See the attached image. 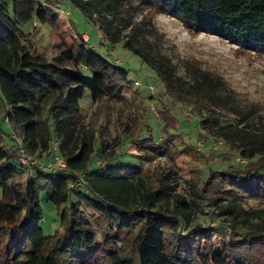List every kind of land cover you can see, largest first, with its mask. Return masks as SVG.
I'll use <instances>...</instances> for the list:
<instances>
[{"label": "trees", "instance_id": "obj_1", "mask_svg": "<svg viewBox=\"0 0 264 264\" xmlns=\"http://www.w3.org/2000/svg\"><path fill=\"white\" fill-rule=\"evenodd\" d=\"M12 1L11 16L0 2V264H264V116L242 103L223 78L195 61L177 63L154 21L166 15L190 32L264 52V0H66L101 39L122 42L138 56L172 104L190 107L201 136L212 140L208 145L221 142V149L211 150L214 165L191 170L189 202L176 193L178 172L150 173L141 162L163 156L176 163L181 152L188 158L196 146L179 147L167 130L153 137L136 82L91 49L83 35L68 41L47 0ZM33 17L50 26L42 53L23 43L20 27ZM50 51L56 54L48 58ZM86 90L95 107L89 114L79 107ZM160 98L150 97L156 120L176 128L170 106ZM117 105L132 110L133 117L111 124ZM110 127L116 132L111 141ZM14 135L43 164L52 160L56 145L67 170L34 168L21 180L25 168L17 143L6 149ZM128 147L141 151L126 154L138 157L137 165L121 158ZM75 173L85 186L71 187ZM41 192L57 208L72 198L61 212L65 233L43 234ZM170 202L172 213L155 210ZM203 207L218 209L230 221L218 231L209 229L213 218H205ZM193 223L199 230L189 229ZM181 227L186 232L178 235ZM226 228L231 232L219 247L213 233Z\"/></svg>", "mask_w": 264, "mask_h": 264}, {"label": "rangeland", "instance_id": "obj_2", "mask_svg": "<svg viewBox=\"0 0 264 264\" xmlns=\"http://www.w3.org/2000/svg\"><path fill=\"white\" fill-rule=\"evenodd\" d=\"M7 5L10 16L13 13L12 0H0ZM47 5L53 8L60 16V22L65 35L70 40V36L87 35L89 38L88 46L93 49L97 54L102 56L108 62L118 65L122 70L128 73V79L138 83L135 91L141 96V99L147 106V123L151 129L153 137L158 138L162 132L167 130L169 134L175 137V142L180 147L181 145H195L199 140H203L204 146H207L212 140H204L198 128L199 119L197 117H188L187 111L189 106H183L186 110L182 109L181 104H172L171 100L164 93L162 83L156 74L146 65L141 59L134 55L129 50L123 47L122 42L111 44L101 39L98 35L96 27L84 17L82 12L72 3L66 0H47ZM64 12H67L65 14ZM155 24L160 33L164 35V47L167 48L170 55L178 61H195L203 69L223 78L227 85L238 95L242 103L252 104L261 110L264 116V52L256 49H242L236 45L213 35L205 33H193L185 28V26L176 18L166 15H157L154 18ZM36 26L33 27V23ZM21 30L24 33L23 43L27 47H31L38 53H42V48L47 45L49 41L50 26L45 23H40L36 18H32L23 25ZM55 52L44 53L50 58L55 55ZM86 78L90 77L89 72H84ZM150 97H161L164 103L168 104L171 109V114L175 118L176 128L165 127L164 122L157 121L159 113ZM152 106V110L150 109ZM81 113L94 112L95 107L92 106L91 96L86 90L84 97L79 101ZM185 111V112H184ZM111 124L115 120L125 122L127 118L133 117L132 110L124 105H117L112 109L110 114ZM87 122V121H86ZM6 134H11V130L7 125H3ZM116 137V132L113 127H110L109 141ZM16 139L14 142L7 139L6 149L10 151L14 143L21 142V139L14 135ZM209 148L204 147V150L190 151L187 158L186 152H181L176 163L170 162L166 157L158 156L151 160H143L141 165L144 169L151 172L161 173L164 170H173L178 172L175 175L176 182L174 187L176 193L182 196L187 202L194 198L189 190L187 181L190 182L191 170L193 168L205 171L211 165H214L213 155L211 150L217 151L221 149L218 143L212 144ZM182 149V148H180ZM114 152H117L115 150ZM130 152L133 154H142L141 151L137 153L128 147V150L121 155V158L128 163L127 159L131 161L129 164L137 165L139 162L138 157L127 156ZM200 152V153H197ZM183 156V159H182ZM202 156V159L199 158ZM44 157V156H43ZM37 159V158H36ZM38 160V159H37ZM177 166V169L175 168ZM30 170L25 169L21 180H25ZM187 180V181H186ZM70 201H73L72 198ZM70 201L57 208L48 198L45 192L39 195V204L43 211V218L40 221V227L44 235H54L56 232L65 233L66 224L61 221L62 210L70 204ZM172 213L174 210L173 204H162L157 206ZM202 212L205 218L212 215V220L208 223L209 229H216L221 227L223 223H228L230 219L227 216L221 215L220 211L216 208L203 207ZM197 224L193 223L189 229L199 230ZM203 225V224H202ZM70 230L69 225H67ZM221 229H224L223 227ZM216 231H218L216 229ZM185 229L178 228L177 234L183 235ZM230 229L221 230L218 235L213 233V240L216 241L217 246L220 247L222 241L227 240L230 234ZM68 237H64L62 243L67 241Z\"/></svg>", "mask_w": 264, "mask_h": 264}, {"label": "built area", "instance_id": "obj_3", "mask_svg": "<svg viewBox=\"0 0 264 264\" xmlns=\"http://www.w3.org/2000/svg\"><path fill=\"white\" fill-rule=\"evenodd\" d=\"M64 13L67 14V12H64ZM35 26H36V23L34 22L33 27ZM135 85H138V83H135ZM150 109L152 110V106H150ZM187 116L191 117L190 114H188ZM218 144H221V142H219ZM17 146H18V154H19L18 162L21 164V166H24L25 169L30 170L29 172H31L34 168L41 169L42 171H49V172H59V171L67 170L66 163L59 157V149L56 145H53L51 147L50 152H51L52 160L48 164H43L39 160H37L35 157L29 155L25 151V149L21 146L20 142H17ZM196 148L198 151L204 150L203 143L201 141H197ZM235 162L239 164L244 163V161H242L239 158H236ZM75 175H76V179H75V182L71 185V187L74 188V187L85 186L86 184L83 179V176L80 174H76V173Z\"/></svg>", "mask_w": 264, "mask_h": 264}, {"label": "crops", "instance_id": "obj_4", "mask_svg": "<svg viewBox=\"0 0 264 264\" xmlns=\"http://www.w3.org/2000/svg\"><path fill=\"white\" fill-rule=\"evenodd\" d=\"M83 38L89 42V38L87 35L83 34Z\"/></svg>", "mask_w": 264, "mask_h": 264}]
</instances>
